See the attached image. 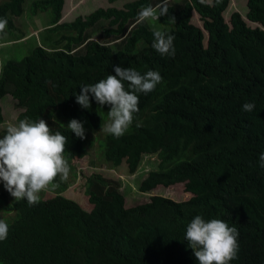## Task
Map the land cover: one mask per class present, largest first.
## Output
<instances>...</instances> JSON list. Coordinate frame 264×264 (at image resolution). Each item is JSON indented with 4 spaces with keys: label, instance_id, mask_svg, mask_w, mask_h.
Masks as SVG:
<instances>
[{
    "label": "trees",
    "instance_id": "obj_1",
    "mask_svg": "<svg viewBox=\"0 0 264 264\" xmlns=\"http://www.w3.org/2000/svg\"><path fill=\"white\" fill-rule=\"evenodd\" d=\"M26 1L0 0L7 37L17 35L18 22L26 20ZM161 2L132 0L59 24L64 0H34L30 14L49 16L47 26L28 54L0 61V101L9 96L21 111L16 123L43 118L53 133L65 135L72 173V160L86 157L91 144L86 135L76 137L68 122L84 116L99 130L110 110L94 99L84 109L74 93L114 75V66L159 71L162 82L139 94V112L128 131L120 138L106 133L102 159L112 167L125 162L133 175L143 156L155 155L156 167L138 192L183 184L191 197L177 202L153 195L128 209L121 182L94 172L85 178L92 207L85 212L62 195L66 181L57 179L55 194L41 196L34 206L15 200L0 181V214L10 226L0 241V264H199L185 240L196 215L238 229V258L230 264H264V168L258 164L264 153V0H246V19L256 29L237 13L224 23L229 0H172L168 15L175 23L166 16L155 19V27L137 22L142 7ZM193 13L201 28L192 24ZM163 24L170 25L163 32L175 36L174 56L152 47L153 32ZM247 102L255 103L253 111L243 110Z\"/></svg>",
    "mask_w": 264,
    "mask_h": 264
},
{
    "label": "clouds",
    "instance_id": "obj_2",
    "mask_svg": "<svg viewBox=\"0 0 264 264\" xmlns=\"http://www.w3.org/2000/svg\"><path fill=\"white\" fill-rule=\"evenodd\" d=\"M201 4L205 0H199ZM167 0L152 6L142 7L137 13V22L168 17V23H175V17L169 16ZM8 21L0 17V37L6 36ZM152 47L161 56H174L175 36L155 30ZM114 75L109 74L94 84L80 87L76 103L84 109L91 108V101L103 107L109 106L108 122L103 132L122 137L133 124L139 112V94L155 90L163 80L159 71L149 70L144 74L132 67L114 66ZM245 112L255 108L254 102L242 106ZM84 122L72 119L67 127L80 139H85ZM140 126L139 123L136 125ZM67 137L61 132L53 133L48 122L40 118L20 120L7 128L6 135L0 138V181L4 189L17 201L26 200L29 206L37 205L41 193L57 186L56 181H67L71 172L68 159L65 158ZM259 167L264 168V153L258 158ZM10 226L0 219V241L8 238ZM239 231L223 219L205 220L196 215L186 226L185 240L193 250L199 264H230L238 258Z\"/></svg>",
    "mask_w": 264,
    "mask_h": 264
},
{
    "label": "rangeland",
    "instance_id": "obj_3",
    "mask_svg": "<svg viewBox=\"0 0 264 264\" xmlns=\"http://www.w3.org/2000/svg\"><path fill=\"white\" fill-rule=\"evenodd\" d=\"M34 0H27L23 4L24 14H26V20L19 21L16 28L19 32L17 35H23L24 38L21 42L8 43L13 37L15 39L16 32L12 33V36H4L0 39V61L4 62L6 59L20 58L28 54L33 48H35V41L40 44L39 35L47 26L48 17L44 14H38L37 16H32L30 14L33 8L32 2ZM132 0H117L114 3H108L107 0H64V5L62 9V18L59 24H69L75 21L77 18H85L91 15L98 8H122L123 5ZM172 0H167L170 2ZM207 1V0H205ZM233 13H237L244 20L246 25L250 29H256L259 26L250 23L246 19L248 13L246 0H230L227 4L225 12L222 14V18L225 24L228 25L229 16ZM154 20H145L146 24L151 27L154 26ZM192 24L201 28L199 18L196 13H193ZM164 30H168L170 25L163 24ZM264 31V29H262ZM15 31V30H14ZM155 31V30H154ZM42 35L40 36V38ZM1 38V37H0ZM93 40L99 41L96 34L91 37ZM206 41V35L204 33V44ZM103 42V40H101ZM24 44L25 48L21 47L20 44ZM3 59V60H2ZM1 105V118L2 123L0 124V131L7 130V128L16 123V117L21 113L19 109L14 108L13 101L9 96H4L0 101ZM102 117H104L103 111H101ZM81 121L84 122L83 126L85 128V135L87 139H90L91 146L88 149V155L82 159H73L71 164L73 165V172H70L69 178L66 181L68 185L67 190H65L62 195L66 198L75 201L78 205L85 211L90 212L92 207L88 201V197L84 193L85 178L94 172L100 173L105 177L117 179L121 182L120 192L123 194L125 199V208H132L137 205H141L148 200L150 196H161L164 198L172 199L177 202L188 200L191 195L186 193L183 189V184H176L172 187L164 188L157 186L147 193L138 192V186L141 180L146 176L147 172L155 169L157 159L155 155H145L141 158L136 173L130 175L127 170V165L125 162L118 167H112L103 161V149L105 143L106 133L101 129L94 130L91 128L85 117H80ZM108 122V117L104 125ZM103 125V126H104ZM100 145V146H99ZM73 174V176H72ZM55 192L50 189L49 191L42 192L41 196L49 198L53 196ZM0 219L3 217L0 214Z\"/></svg>",
    "mask_w": 264,
    "mask_h": 264
},
{
    "label": "crops",
    "instance_id": "obj_4",
    "mask_svg": "<svg viewBox=\"0 0 264 264\" xmlns=\"http://www.w3.org/2000/svg\"><path fill=\"white\" fill-rule=\"evenodd\" d=\"M210 1H211V0H207V1H205V2L210 3ZM229 1H230V0H229Z\"/></svg>",
    "mask_w": 264,
    "mask_h": 264
}]
</instances>
